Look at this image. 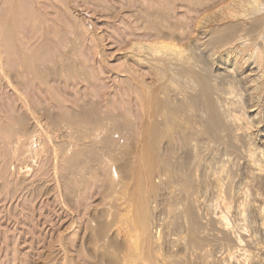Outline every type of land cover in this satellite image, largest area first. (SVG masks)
<instances>
[{
    "label": "bare ground",
    "instance_id": "1",
    "mask_svg": "<svg viewBox=\"0 0 264 264\" xmlns=\"http://www.w3.org/2000/svg\"><path fill=\"white\" fill-rule=\"evenodd\" d=\"M21 2L0 0L7 18L0 22V72L16 55L18 69L9 67L2 75L8 85L17 82L26 117L24 129L9 124L13 159L33 134L27 126L45 128L21 90L24 74L33 75L36 63V55L17 44H29L18 29L19 17L31 20ZM202 12L182 31L159 23L153 30L137 26L143 33L130 30L133 38L117 39L125 46L119 51L123 63L114 70L107 66L102 39L92 36L94 58L123 96L113 95L121 111L110 114L122 118L129 108L133 132L125 144L118 125L112 134L104 125L112 148L98 156L101 171L87 170L80 159L86 148L94 149L100 127L86 128L91 117L76 104L66 122L57 120L64 125L46 123L54 176L65 180L66 223L36 264H264V0H215ZM4 36H17V43L10 45ZM97 175L98 197L89 204L88 185Z\"/></svg>",
    "mask_w": 264,
    "mask_h": 264
},
{
    "label": "rangeland",
    "instance_id": "2",
    "mask_svg": "<svg viewBox=\"0 0 264 264\" xmlns=\"http://www.w3.org/2000/svg\"><path fill=\"white\" fill-rule=\"evenodd\" d=\"M213 1L215 0H22L24 3H21L25 5L24 7L21 4L22 8H25L27 12L29 11L28 13L31 16V20L19 17L17 19L19 24L18 22L17 24L22 27L19 26V28H17L19 31L20 28L23 29L22 31L24 33H21H23L24 36L28 35L29 44L21 45L18 39L17 43L15 41L17 36L14 37L15 39L12 36L11 38L9 36H4L2 38H8L11 43H9L10 45L17 43L19 47L23 46L22 48L25 50L27 49L30 55H36V57L34 56L36 63L33 65V75L24 74V83H27L21 86V90L29 103L33 106V116L37 118L40 117L39 119L45 123V128H42L44 124L40 129L33 128L32 126L28 128L27 126L28 132H33V134L23 139L20 145L21 147L19 146L16 156L13 159L12 152L14 146L12 139L14 131L11 128L12 124L11 126L9 124L13 122L14 130H20V128L24 129L26 127L24 118L26 117L18 101L17 92L19 91V87L16 84L17 82L11 79V85H8L7 79L4 78V75H6L5 69H7L5 67L9 66L12 68L11 70L13 73L18 69V64L15 62L18 60H15L14 56L16 55L13 56L12 51L11 55L13 58H9L10 63L8 66H6L7 64L5 63L3 64V67L5 66V69L3 68L4 72H0V80H3L2 82L0 81V264H36V261L39 259L37 257L46 249L45 247L43 249V246L49 244L50 240L54 239L53 237H58V232L64 234V231H61V229L64 230L66 223L63 206L67 204L64 203L63 198L66 197L65 194L67 191L65 190V180L62 179V181L59 178L58 180L57 177L54 176L55 165L52 160H50L52 159V152L50 151L51 149L48 143L45 142V138H47L46 132H50L47 126L48 124L46 125V123H55L57 126L64 125L62 123L66 122L71 111L74 112L75 110L76 112L73 106L76 104V108L80 105L77 109L81 111L84 110L83 112H86L91 117L89 118L90 123L86 125V128L95 129L100 127L99 131H97L99 134L94 136L96 141L94 149L89 151V149L86 148L85 156L80 159L81 162L86 164L87 170L99 169V157L107 154L112 148L113 144L108 140L105 141L108 129L102 130L104 125L112 129V131L110 130L111 134L118 125L125 137V144L129 142V136H131L133 132V126H130L134 119L133 114L130 112L129 106L125 105L128 108L124 111L126 114L124 115L125 117L116 118L113 116L121 111L120 109H116L118 103L115 102L116 99H114V96L116 97V93H119L120 97L118 98H122L123 96L120 95V89L117 88L116 85L112 87L115 81L109 78L111 74L105 72L100 62L94 58L92 49L95 44L92 41V36L102 39V44L103 46L105 45L104 48L107 58L109 59L107 61V66L109 69L111 68L114 70L123 63L119 51L125 44H120L121 42H118L121 36L127 35V40L133 38L130 34V30L134 28V30L143 33L142 28L140 30L137 29V26L140 25H149L148 27L153 30L154 27L156 28L154 25L160 24L159 26H161V24H163V26H166L168 29L182 31L185 27V23L190 21L189 18L201 15L203 13L202 11L207 9L209 4ZM197 2L198 4H196ZM2 13L3 10L0 6V22H5L4 19L7 18H4ZM139 16L142 19H140ZM5 17H7L6 14ZM22 20H25V23L21 22ZM12 38L14 41L11 40ZM17 47H15V45L14 47L11 46L13 49ZM36 51L37 53L35 54ZM12 59L13 61H11ZM16 59H18V57H16ZM9 67L8 69H10ZM15 67L17 69H15ZM3 73L4 75H2ZM98 74L100 79L102 78L101 80ZM1 83H5L7 86ZM122 90L128 102L129 97L125 88L122 87ZM59 95L60 97H58ZM64 98H66L65 102ZM126 100L125 102L123 100L124 104H128ZM58 101L61 102L60 104L63 107H60ZM71 104H73V107ZM65 105L67 106L65 107ZM107 105L111 107L109 110L106 109ZM72 108L74 110H72ZM114 108L116 110H114ZM99 111L104 112L103 115H101L102 118L99 115L101 112L98 114ZM111 112L114 114H110ZM137 116L139 117L138 114ZM105 117L107 120H105ZM59 118L60 120L62 118L64 119L60 121ZM130 119L131 121L128 122ZM8 121L10 122L8 123ZM7 127L10 128L8 129ZM10 130L13 132H8ZM40 143H44L43 145L47 143V146H43ZM47 149H50L49 152ZM100 154L102 155L100 156ZM39 163L42 166H40ZM41 167H44V171ZM51 167V171L54 172L50 171ZM38 168L39 170L37 171ZM43 172L48 176L42 174ZM100 177V175H97V177L94 176L93 178L95 180H93V184L91 182L90 185H88L87 190L89 194L91 193L90 196L93 195L94 200L91 199L92 197L89 198V200V194L83 193L87 195V202L89 204H93L97 200L98 196H95V194L98 193L97 191L100 188L98 184H101V181L98 182ZM55 178L56 180H54ZM100 179L102 180V177ZM57 182L61 185L57 186ZM62 184H64V187H62ZM95 187H97V189H95ZM55 194L59 196L56 197ZM60 194L62 195L61 197ZM56 232L57 234H55Z\"/></svg>",
    "mask_w": 264,
    "mask_h": 264
}]
</instances>
